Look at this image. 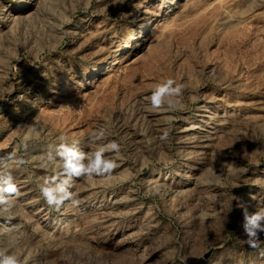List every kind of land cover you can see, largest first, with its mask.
Instances as JSON below:
<instances>
[{
    "label": "rangeland",
    "instance_id": "obj_1",
    "mask_svg": "<svg viewBox=\"0 0 264 264\" xmlns=\"http://www.w3.org/2000/svg\"><path fill=\"white\" fill-rule=\"evenodd\" d=\"M167 78L184 85L174 111L150 103ZM61 136L120 150L55 211L38 185ZM9 153L26 163L8 162L0 249L21 264H264L237 207L264 208V0H0Z\"/></svg>",
    "mask_w": 264,
    "mask_h": 264
},
{
    "label": "clouds",
    "instance_id": "obj_2",
    "mask_svg": "<svg viewBox=\"0 0 264 264\" xmlns=\"http://www.w3.org/2000/svg\"><path fill=\"white\" fill-rule=\"evenodd\" d=\"M183 89L184 85L177 83L175 79H164L153 86L150 96L151 107L159 109L167 106L169 110H176L178 104L176 98L182 95ZM168 135L169 132L165 129L161 139L166 140ZM103 137L104 132L102 130L91 134L93 143L102 140ZM119 150L120 145L116 141H111L107 144H100L95 151L86 154L80 149L79 142L72 141L69 143L67 137L61 136L55 155L48 154L49 162H54L57 159L60 161V169L51 178L45 179L43 183L38 185L40 195L47 205L55 211H60L66 203L77 206L79 200L71 191L74 179L111 174L118 167V164L106 153H119ZM9 161H14L17 167L26 163L24 159L17 158L15 153L0 157V211L4 212L9 211L13 206V198L20 196V190L14 182L9 168ZM237 207L242 210V227L246 237L244 243L264 256V248L261 247L264 243L261 239V234H264V208L249 211L248 205L244 203H239ZM0 264H21V260L14 253L0 249Z\"/></svg>",
    "mask_w": 264,
    "mask_h": 264
},
{
    "label": "bare ground",
    "instance_id": "obj_3",
    "mask_svg": "<svg viewBox=\"0 0 264 264\" xmlns=\"http://www.w3.org/2000/svg\"><path fill=\"white\" fill-rule=\"evenodd\" d=\"M17 6H18V4L16 3V9H17ZM15 9V8H14ZM19 9H20V7H19ZM19 184V183H18Z\"/></svg>",
    "mask_w": 264,
    "mask_h": 264
}]
</instances>
